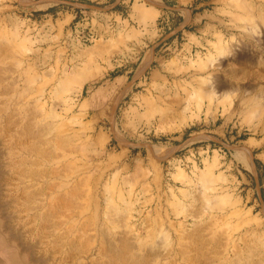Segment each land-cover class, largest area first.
Masks as SVG:
<instances>
[{"label": "rangeland", "instance_id": "1", "mask_svg": "<svg viewBox=\"0 0 264 264\" xmlns=\"http://www.w3.org/2000/svg\"><path fill=\"white\" fill-rule=\"evenodd\" d=\"M55 2L0 0V220L13 247L27 264H132L127 242L140 264H264V0H196L212 26L190 46L162 39L143 71L153 35L129 3ZM89 29L98 38L84 42ZM221 124L222 137H197Z\"/></svg>", "mask_w": 264, "mask_h": 264}, {"label": "crops", "instance_id": "2", "mask_svg": "<svg viewBox=\"0 0 264 264\" xmlns=\"http://www.w3.org/2000/svg\"><path fill=\"white\" fill-rule=\"evenodd\" d=\"M94 1V0H93ZM96 3H102L100 6H93L88 4H81L82 7H97L101 9H108L112 5L121 2V3H129L130 13L129 15H136L134 19L137 26L143 28V24H149V28L151 31L153 44L151 45L149 59L146 64H144L141 71H143L147 65L153 60L157 59L158 52V43L167 37H169V48H173L172 46L177 43V35L182 33L186 41L183 45L190 46L192 45V41L194 38L200 37L198 32H201L203 28L212 26V12L199 9L201 3L197 4L196 0H95ZM175 3H172V2ZM55 0H33V4L39 8H49L55 5ZM172 3V4H171ZM57 4V3H56ZM197 8V9H196ZM80 11H86L80 9ZM114 15V19L117 17H121L118 13H110ZM171 14V15H170ZM61 17H67L68 19H72L74 16L68 12H61ZM175 15L176 20L174 22L169 23L168 29L165 30L161 26H159V18L160 17H168ZM125 20H129L128 17L126 19L121 18V22L119 26H126ZM145 22V23H144ZM194 25V31H190L188 27ZM191 42V43H190ZM142 63V62H141ZM225 130V124H221L219 126H215L213 129H203L198 132V138L201 140H213V138H220L223 136ZM195 141V140H194ZM208 146V145H207ZM239 152H243L244 155L247 154L245 160L248 165V170L252 173L254 177L257 175V167L254 163L253 159H250L249 153L253 149V147L249 146H240ZM264 159V156H262ZM0 264H27L24 261L23 255L21 251L17 248H14L12 245V241L9 235L5 233V225L4 222L0 220ZM8 236V237H7ZM11 245V246H10Z\"/></svg>", "mask_w": 264, "mask_h": 264}, {"label": "bare ground", "instance_id": "3", "mask_svg": "<svg viewBox=\"0 0 264 264\" xmlns=\"http://www.w3.org/2000/svg\"><path fill=\"white\" fill-rule=\"evenodd\" d=\"M3 52H4V51H3ZM3 52H2V53H3ZM217 86H218V85H217ZM14 103H15V102H14ZM18 106H19V105H18ZM32 114H33V113H32ZM27 119H28V118H27ZM27 122H28V121H27ZM44 122H45V121H44ZM44 122H43V119H40V121H38V122L32 119V120L30 121V124H29L30 126L33 127V130L31 131V132L33 133V135L35 136V135H36V132H37V134L40 133V138L43 139V140L46 139V138H45V137H46L45 132H46V129H47V127H46L47 125H46V123L44 124ZM27 124H28V123H27ZM8 128H9V127H8ZM5 129L7 130V128H5ZM8 130H9V129H8ZM53 132H55V131H53ZM6 133H7V132H6ZM20 136H21V135H20ZM26 136H27V135H26ZM37 137H38V135H37ZM61 138H62V137H61ZM13 139H14V138H13ZM31 139H33V138H31ZM66 139H67V138H66ZM66 139H64V140H66ZM39 141H40V140H39ZM16 142H17V141H16ZM22 142H23V141H22ZM27 142H30V141H28V139H27ZM18 143H19V142H18ZM24 143H25V141H24ZM1 144H2V143H1ZM29 144H30V143H29ZM56 144L58 145V143H56ZM23 145H24V144H23ZM51 145H52V144H51ZM28 146H29V145H28ZM28 146H27V147H28ZM62 146H63V145H62ZM28 148H29V150H30L31 152H34V151L36 150L37 146H36L35 143H32V144H30V146H29ZM47 148H48V147H47ZM39 150H40V149H39ZM41 150H42V149H41ZM76 150H77V148H76ZM51 152H52V151H51ZM51 152H50V153H51ZM41 153H43L44 156H47V155L49 154L48 151H47L46 149H45V150H42ZM41 156H42V155H41ZM22 159H23V158H22ZM25 161H26V160H25ZM21 162H22V160H21ZM32 163H33V161H32ZM2 166H3V165H2ZM73 167H74V166H73ZM16 168H17V167H16ZM18 168H19V167H18ZM26 168H27V167H26ZM28 168H29V167H28ZM53 168H54V167H53ZM25 170L27 171V169H25ZM28 171H29V173H31L32 176H33L34 174L38 173V172H41V173H42V171H40V170L38 171V170H37L36 168H34V167H31ZM19 172H20V170H19ZM19 172H17V173H19ZM25 173H26V172H25ZM27 174H28V172H27ZM25 175H26V174H25ZM29 176H30V175H29ZM5 177H6V176H5ZM30 178H31V177H30ZM1 179H2V178H1ZM7 179H8V178H7ZM3 180H4V179H3ZM6 182H7V181H6ZM4 184H5V183H4ZM26 184H28V183H26ZM32 185H33V184H32ZM3 186H4V185H3ZM29 186H30V185H29ZM25 187H26V186H25ZM12 188H13V187H12ZM26 188H27V187H26ZM28 188H29V187H28ZM28 188H27V190H28ZM33 190H35V189H33ZM33 190H32V191H33ZM30 192H31V191H30ZM30 192H29V193H30ZM3 193H4V192H3ZM15 195H16V194H15ZM32 195H33V194H32ZM22 196H23V195H22ZM71 196H72V195H71ZM14 197H15V196H14ZM26 197H27V196H26ZM28 197H29V196H28ZM0 198H1V197H0ZM12 198H13V197H12ZM15 198H17V197H15ZM0 200H1V199H0ZM13 200H14V199H13ZM91 200H92V199H91ZM3 201H4V200H3ZM47 201H48V200H47ZM54 201H55V200H54ZM206 202H207V201H206ZM48 203H49V202H48ZM52 203H53V202H52ZM57 204H58V203H57ZM66 204H67V203H66ZM31 205H32V204H31ZM33 205H34V204H33ZM8 206H9V205H8ZM36 206H37V205H36ZM1 207H2V206H0V208H1ZM29 207H30V205H29ZM31 207H32V206H31ZM37 207H38V206H37ZM39 207H40V206H39ZM3 208H4V206H3ZM32 208H33V207H32ZM34 208H35V207H34ZM49 208H50V206H49ZM47 209H48V208H47ZM0 212H1V211H0ZM36 212H37V211H36ZM67 212H68V211H67ZM3 213H4V212H3ZM43 213H45V212L43 211ZM50 213H51V212H50ZM47 214H49V212H48ZM5 215H6V214H5ZM34 215H35V214H34ZM38 215H39V214H38ZM44 215H46V214H44ZM1 216H2V215H1ZM1 216H0V217H1ZM35 216H36V215H35ZM42 216H43V215H42ZM46 216H47V215H46ZM116 216H117V215H116ZM8 217H9V216H8ZM60 217H61V216H60ZM5 218H6V217H5ZM48 218H49V217H48ZM48 218H47V219H48ZM43 219L45 220L46 218L43 217ZM49 220H50V219H49ZM43 223H45V222H43ZM48 225H49V223H48ZM71 227H72V226H71ZM6 229H7V228H6ZM112 229H113V228H112ZM7 230H8V229H7ZM7 230H6V231H7ZM116 230H117V229H116ZM197 230H198V229H197ZM0 232H1V231H0ZM43 232H44V231H43ZM1 233H2V232H1ZM5 233H6V232H5ZM9 233H10V232H9ZM125 233H126V232H125ZM15 234H16V232H15ZM19 234H20V233H19ZM7 235H8V234H7ZM40 235H41V234H40ZM186 235H187V234H186ZM207 235H208V234H207ZM18 236H19V235H18ZM18 236H17V237H18ZM37 236H39V235H37ZM65 236H66V235H65ZM124 236H125V234H124ZM7 237H8V236H7ZM12 237H13V236H12ZM39 237H40V236H39ZM41 237H42V236H41ZM117 237H118V236H117ZM126 237H127V236H125V238H126ZM128 237H129V236H128ZM128 237H127V238H128ZM15 238H16V237H15ZM23 239H25V238H23ZM38 239H39V238H38ZM58 239H60V238H58ZM13 240H14V239H13ZM15 240H16V239H15ZM26 240H27V238H26ZM42 241H43V240H42ZM65 241H66V240H65ZM65 241H64V242H65ZM70 241H72V240H70ZM118 241H119V240H118ZM122 241H123L124 243L127 242V240H123V239H122ZM218 241H219V240H218ZM25 242H26V241H25ZM27 242H28V241H27ZM112 242H113V241H112ZM119 242H120V241H119ZM123 242H121V243H123ZM16 243H17V242H16ZM34 243H35V242H34ZM39 243H41V241H40ZM70 243H71V242H70ZM105 243H106V241H105ZM109 243H110V242H109ZM121 243H120V244H121ZM124 243H123V244H124ZM128 243H129V242H127L126 245H121V246H120V247L123 246V248H120V247H119V248H120L121 253H122V251H123V253L126 252V253L129 254V255L127 254L129 257H128L126 254L124 255V254H121V253H120L121 256H120V255H119V256H120V257H122V255H123V256H127V259H129V260L132 262V264H133V263H135V264H140V263H141L140 261H141V259H142V256L140 257L138 254H135V253L130 254V253H129V250L131 249V247L128 246V245H129ZM160 243H161V242H160ZM103 244H104V243H103ZM110 244H111V246L114 245V244H112V243H110ZM127 244H128V245H127ZM131 244H132V243H131ZM158 244H159V243H158ZM14 245H15V244H14ZM25 245H26V243H25ZM100 245L102 246V244H100ZM134 245H135V244H134ZM215 245H216V244H215ZM10 246H11V245H10ZM104 246L106 247V245H104ZM104 246H103V248H104ZM111 246H110V248H112ZM158 246L160 247V245H158ZM193 246H194V245H193ZM16 247H18V246H16ZM23 247H24V246H23ZM133 247H135V246H133ZM187 247H189V246H187ZM24 248H25V247H24ZM28 248H29V247H28ZM28 248H27V250H28ZM107 248H109L108 245H107ZM250 248H251V247H250ZM132 249H133V248H132ZM132 249H131V250H132ZM145 249H146V248H145ZM145 249H144V250H145ZM153 249H154V248H153ZM153 249H152V251H153ZM191 249H192V247H191ZM199 249H200V247H199ZM19 250H20V249H19ZM22 250H23V249H22ZM109 250H110V249H109ZM112 250H113V249H111V251H112ZM158 250H159V249H158ZM162 250H163V249H162ZM184 250H185V249H184ZM184 250H183V251H184ZM187 250H188V248H187ZM187 250H186V251H187ZM200 250H201V249H200ZM31 251H32V250H31ZM36 251H37V250H36ZM102 251H103V250H102ZM118 251H119V250H118ZM120 251H119V252H120ZM145 251H146V250H145ZM149 251H151V249H149ZM190 251H191V250H190ZM34 252H35V250H34ZM75 252H76V251H75ZM106 252H107V251H106ZM106 252H105V253H106ZM130 252H132V251H130ZM162 252H163V251H162ZM256 252H257V251H256ZM87 253H88V252H87ZM102 253H104V252H102ZM112 253H113V252H112ZM114 253H115V252H114ZM146 253H147V252H146ZM154 253H155V252H154ZM157 253H158V252H157ZM201 253H202V252H201ZM33 254H34V253H33ZM70 254H71V253H70ZM100 254H101V253H100ZM202 254H203V253H202ZM36 255H37V254H36ZM28 256H29V255H28ZM31 256H32V254H31ZM110 256L113 257L114 255H113V254H112V255L110 254ZM116 256H117V255H116ZM144 256H145V253H144ZM32 257H33V256H32ZM40 257H41V256H40ZM40 257H39V258H40ZM120 257H119V258H120ZM146 257H147V256H146ZM187 257H188V256H187ZM75 258H76V257H75ZM147 258H148V257H147ZM201 258H202V256H201ZM22 259H23L24 261H27V260L25 259L24 256H23ZM41 259H42V258H41ZM114 259H115V256H114ZM124 259H125V258H124ZM124 259H123V260H124ZM108 260H109V259H108ZM112 260H113V258H112ZM117 260H118V259H117ZM147 260H148V259H147ZM189 260H190V259H189ZM197 260H198V259H197ZM201 260H202V259H201ZM248 260H249V259H248ZM252 260H253V259H252ZM259 260H260V259H259ZM37 261H39V260H37ZM97 261H98V260H97ZM115 261H116V260H115ZM124 261H126V260H124ZM257 261H258V260H257ZM39 262H40V261H39ZM92 262H93V261H92ZM118 262H119V260H118ZM127 262H128V261H127ZM127 262H126V263H127ZM145 262H146V261H144V263H145ZM175 262H176V261H175ZM188 262H189V261H188ZM40 263H42V262H40ZM106 263H107V262H106ZM144 263H143V264H144ZM171 263H172V261H171ZM203 263H204V262H203ZM249 263H250V262H249ZM255 263H257V262H255ZM36 264H38V263H36ZM93 264H94V263H93ZM107 264H108V263H107ZM109 264H110V263H109ZM166 264H167V263H166Z\"/></svg>", "mask_w": 264, "mask_h": 264}, {"label": "built area", "instance_id": "4", "mask_svg": "<svg viewBox=\"0 0 264 264\" xmlns=\"http://www.w3.org/2000/svg\"><path fill=\"white\" fill-rule=\"evenodd\" d=\"M80 38L84 41V42H93L98 38V35L96 33H94L92 30H87L85 31H80Z\"/></svg>", "mask_w": 264, "mask_h": 264}]
</instances>
